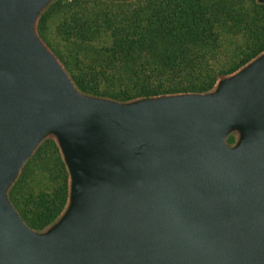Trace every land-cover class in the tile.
I'll use <instances>...</instances> for the list:
<instances>
[{
    "label": "water",
    "instance_id": "water-1",
    "mask_svg": "<svg viewBox=\"0 0 264 264\" xmlns=\"http://www.w3.org/2000/svg\"><path fill=\"white\" fill-rule=\"evenodd\" d=\"M57 1L0 0V264H264V50L208 91L92 94L39 32ZM48 139L68 196L36 230L10 192Z\"/></svg>",
    "mask_w": 264,
    "mask_h": 264
},
{
    "label": "trees",
    "instance_id": "trees-1",
    "mask_svg": "<svg viewBox=\"0 0 264 264\" xmlns=\"http://www.w3.org/2000/svg\"><path fill=\"white\" fill-rule=\"evenodd\" d=\"M38 28L81 90L124 101L212 89L219 76L264 50V4L59 0ZM240 55L238 63L223 69ZM51 160L56 184L38 187L34 173L48 168ZM67 196L68 173L59 148L48 139L25 166L10 197L28 225L42 230L61 214Z\"/></svg>",
    "mask_w": 264,
    "mask_h": 264
},
{
    "label": "rangeland",
    "instance_id": "rangeland-1",
    "mask_svg": "<svg viewBox=\"0 0 264 264\" xmlns=\"http://www.w3.org/2000/svg\"><path fill=\"white\" fill-rule=\"evenodd\" d=\"M234 46H232L228 51L231 52L233 50ZM243 55L238 56V58H235L232 62H229V64L223 68L224 70L231 67L233 64H236L239 62V59L242 58ZM48 168H40L38 172L34 173V180L38 187H45L46 185H52V188L55 186L57 177L54 174L53 171H51V165L52 160L50 161V164H48ZM43 174V175H42ZM45 176V177H44Z\"/></svg>",
    "mask_w": 264,
    "mask_h": 264
}]
</instances>
